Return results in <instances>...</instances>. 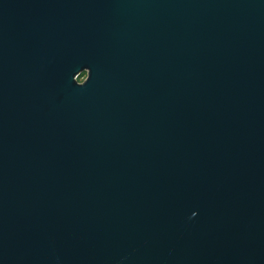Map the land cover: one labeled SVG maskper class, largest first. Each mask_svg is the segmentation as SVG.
<instances>
[{"label":"water","instance_id":"obj_1","mask_svg":"<svg viewBox=\"0 0 264 264\" xmlns=\"http://www.w3.org/2000/svg\"><path fill=\"white\" fill-rule=\"evenodd\" d=\"M0 264H264V0H0Z\"/></svg>","mask_w":264,"mask_h":264},{"label":"rangeland","instance_id":"obj_2","mask_svg":"<svg viewBox=\"0 0 264 264\" xmlns=\"http://www.w3.org/2000/svg\"><path fill=\"white\" fill-rule=\"evenodd\" d=\"M85 77H86V75L81 76V77L78 79V82H79V83H82V82L85 80Z\"/></svg>","mask_w":264,"mask_h":264}]
</instances>
